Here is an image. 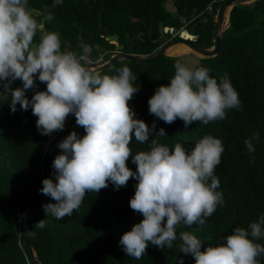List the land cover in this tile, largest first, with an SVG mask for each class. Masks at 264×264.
<instances>
[{"label": "trees", "instance_id": "1", "mask_svg": "<svg viewBox=\"0 0 264 264\" xmlns=\"http://www.w3.org/2000/svg\"><path fill=\"white\" fill-rule=\"evenodd\" d=\"M223 1L63 0L55 8L53 0H28V3L38 21L45 6L54 15L51 22L41 23V30L59 32L62 51L79 53V45L84 43L89 46L95 64H99L118 51L152 54L182 31L183 37L185 33L192 36L191 43L211 46L214 15ZM176 60L184 62L180 56L169 54L148 62L118 59L100 71L112 74L113 67L126 64L137 76L133 86L140 90L129 106L137 119L149 126L155 120V130H165L167 136H153L158 142L170 148L181 143L190 150L206 135L222 141L224 152L215 175L224 203L206 218L203 226L178 229L192 233L204 246L216 245L234 228H247L264 213V0L234 4L221 33L218 52L201 55L195 64L208 68L218 81L227 76L239 94L242 105L239 110L229 109L222 121L208 125L197 122L187 127L179 119L169 125L149 114L148 99L157 87L170 82ZM12 87L22 84L16 80ZM45 87L37 80L36 89L26 92V96L30 99L33 91ZM6 103L0 100V264H179L181 260L183 264H194L193 257L179 253L175 247L178 241L171 249L149 245L140 260L123 252L120 236L143 218L129 207L135 191L134 179L118 190L109 184L96 194L88 193L79 210L61 220L44 216L43 210L31 215L26 221V233L36 254L33 259L22 240L21 220L32 208L48 200L38 190L42 179L47 178L44 166L49 146L54 137L69 129L75 117L68 116L63 131L44 136L36 128L37 118L31 109L24 111L17 104V110L11 113ZM73 131L84 134L78 126ZM253 132L259 133V139L253 142L254 153H249L244 141ZM150 142L140 145L133 141V152L147 150ZM57 144L49 162L51 174L52 161L59 153ZM127 165L135 171L131 160ZM41 219L48 223L38 229L34 224ZM257 242L264 245V238ZM259 259L264 264V257Z\"/></svg>", "mask_w": 264, "mask_h": 264}, {"label": "clouds", "instance_id": "2", "mask_svg": "<svg viewBox=\"0 0 264 264\" xmlns=\"http://www.w3.org/2000/svg\"><path fill=\"white\" fill-rule=\"evenodd\" d=\"M62 3L53 0L52 7ZM41 17L38 21L32 14L28 0H0V100L7 101L11 113L17 104L24 111L31 109L41 135L63 131L69 115L84 132L72 131L56 145L54 179H42L38 190L53 201L42 204L44 216H71L88 193L109 184L118 190L134 179L129 207L143 218L120 236L126 255L140 260L149 245L171 249L178 241L179 253L193 257L194 264H261L264 245L257 241L264 238V213L247 228H234L216 245L204 246L192 233L178 232L181 226H203L224 203L215 175L224 152L222 141L206 135L190 150L181 143L171 148L159 143L153 136L165 137V130L156 131L155 120L149 126L137 119L129 106L140 90L133 86L137 76L130 68L113 67L112 74L95 70L88 45L81 43L79 53L62 51L60 33L41 30V23L54 19L47 6ZM173 67L170 82L157 87L147 102L156 119L169 125L179 119L185 127L208 125L224 120L229 109L241 108L226 75L218 81L208 68L181 60ZM16 80L22 87H12ZM37 80L46 87L33 91L29 99L26 92L36 89ZM258 139L259 133L253 132L244 141L249 153H254ZM149 140L147 150L133 152V141L144 145ZM129 160L135 171L128 167ZM47 223L41 219L34 225L43 229Z\"/></svg>", "mask_w": 264, "mask_h": 264}, {"label": "water", "instance_id": "3", "mask_svg": "<svg viewBox=\"0 0 264 264\" xmlns=\"http://www.w3.org/2000/svg\"><path fill=\"white\" fill-rule=\"evenodd\" d=\"M253 0H225L223 2H221L219 4V6L217 7L216 13L214 15V29H213V43L211 46L209 47H203L200 46L198 44H194L191 43L188 37H183L182 35H180L179 37L175 38V39H171L168 42L164 43L163 45H161L154 53L152 54H126L123 53L121 51L115 52L112 55H110V57L99 64H94L92 67L95 70H102L107 68L113 61L118 60V59H127V60H133L136 62H148V61H152L154 59H156L158 56H161L163 54H168L166 51L168 49V47L174 43L177 42H181L186 44L187 46L190 47V49L200 55H214L218 52V44L219 41L221 39V33L223 31V29L227 26L228 24V17H229V10L231 9V7L234 4H243V3H249ZM225 24V25H224ZM170 55V54H169ZM77 128V125L75 123V118L72 122V124L70 125L69 129L62 133L61 135L55 137V139L51 142L50 146H49V150L45 159V169H46V176L47 178H52V174L50 172V166H49V162H50V158L52 155V150L55 144H57L63 137H65L67 134H69L70 132H72L73 130H75ZM49 202H53L51 201V199L48 197V200L45 203H49ZM44 204V203H43ZM38 210H43L42 205L36 206L34 208H32L26 215L23 216L22 220H21V224H22V231H21V236H22V240L23 243L28 251V253L30 254V256L35 259L36 258V254L35 251L32 247V245L30 244L28 238H27V233H26V221L27 219L33 215L35 212H37Z\"/></svg>", "mask_w": 264, "mask_h": 264}, {"label": "rangeland", "instance_id": "4", "mask_svg": "<svg viewBox=\"0 0 264 264\" xmlns=\"http://www.w3.org/2000/svg\"><path fill=\"white\" fill-rule=\"evenodd\" d=\"M182 32L180 33L181 35H182ZM190 37H192V36H190ZM175 44H181V43L177 42V43H174L170 46H173ZM166 52L170 55L180 56L184 60V62L187 63L189 66L195 65L198 62L199 57L201 56L200 54L192 51L190 48L183 49V50H175V51L171 49V50H169V52L168 51H166Z\"/></svg>", "mask_w": 264, "mask_h": 264}, {"label": "bare ground", "instance_id": "5", "mask_svg": "<svg viewBox=\"0 0 264 264\" xmlns=\"http://www.w3.org/2000/svg\"><path fill=\"white\" fill-rule=\"evenodd\" d=\"M185 37H188V38H191L190 36L191 35H189L188 33H185V35H184ZM181 43V42H180ZM187 48H190L189 46H187L186 44H184V43H181V44H175V45H173V46H170V47H168V49H167V51L169 52V50H183V49H187ZM229 114H231V113H229ZM228 118V117H227ZM231 119V118H230ZM227 120V119H226ZM230 121V120H229ZM235 121V120H234ZM237 121V120H236ZM224 128V127H223ZM227 128V127H226ZM237 129V128H236ZM240 129V128H239ZM225 131V130H224ZM230 131V130H229ZM243 131V130H242ZM228 132V131H227ZM241 132V131H240ZM228 134V133H227ZM66 137V136H65ZM155 137V136H154ZM55 138V137H54ZM229 138V137H228ZM160 143V142H159ZM135 147V146H134ZM146 147V146H145ZM147 147H148V145H147ZM144 148V147H143ZM145 149V148H144ZM144 149H141V150H144ZM43 157H44V155H43ZM42 162V161H41ZM45 167V166H44ZM52 171V170H51ZM43 177H45V176H43ZM134 184V183H133ZM35 238V237H34ZM33 238V239H34ZM38 240V239H37ZM33 241V240H32ZM37 246V245H36ZM36 246H34V247H36ZM38 248V247H37ZM27 251V250H26ZM38 251V250H37ZM38 254V253H37ZM27 264V263H26Z\"/></svg>", "mask_w": 264, "mask_h": 264}]
</instances>
